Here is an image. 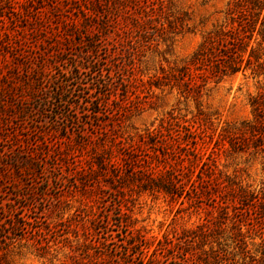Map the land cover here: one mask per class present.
<instances>
[{"label":"rangeland","instance_id":"rangeland-1","mask_svg":"<svg viewBox=\"0 0 264 264\" xmlns=\"http://www.w3.org/2000/svg\"><path fill=\"white\" fill-rule=\"evenodd\" d=\"M230 1L171 0V11L183 19L184 28L170 32L155 50L146 51L140 63L143 79L157 73L160 66L167 69L187 60L202 35L225 20ZM74 3L81 5L78 0H0V37L7 42L5 46L0 43V84L16 93L13 102H18L21 95L33 96L23 101L22 115L9 118L8 138L0 136V174L8 175L16 167L12 165L18 163L22 171L28 168L24 171H30L34 166L40 171L38 176L21 172V184L28 183L30 187L19 192L18 197L14 198L16 192L8 187L18 226L29 231L30 242L35 245L10 252L6 261L89 264L84 254L95 255L103 247L105 259H99L98 264H132L124 261L123 256L128 252L137 259L140 250L142 255L150 256V264H264L263 198L258 201L248 194L245 204L231 199L228 208L221 211L220 203L212 201L210 194L198 201L191 200L183 177L179 178L182 191H176L178 196L139 191L134 185L119 188L114 181H110L111 186L104 185L103 180L98 189L97 182H90L83 175L75 183V175L66 166L53 170L52 156L46 151L38 152L35 159L39 164L35 162L32 153L40 142L53 143L50 152L58 155L63 153L61 148L66 147V140L75 143L86 140V133H99L102 126L98 121L108 118L118 105L116 96L122 98L123 92L118 94L115 83L110 90L98 85L119 76L116 58L101 43L94 44L95 57L84 56L83 43L76 44V40L66 35L64 29L71 27L65 24H70L67 10ZM52 9L56 15H51ZM77 15L72 18L78 25ZM84 36L83 40L99 39L88 31H84ZM75 62L83 63L85 68L66 76L63 70H69ZM134 89L124 133L134 136L154 131L168 121L186 120L193 126L199 123L202 132L198 145L206 152L212 145L215 147V153L211 154L216 165L213 178L219 181L227 174L248 192L264 195V151L253 147L238 150L234 142L240 136L243 122L252 119L251 97L264 92L263 74L246 69L218 82L210 80L202 88L198 102L168 87ZM96 98L100 118L86 109V102ZM62 136L65 138L61 139ZM179 149L183 156L179 164L194 169V175L198 169L193 163L194 153L185 147ZM2 186L0 245L11 234L15 220L10 217V205L1 206L8 198ZM215 189L217 193L223 191L220 186ZM236 204L241 208L234 210ZM21 216H28L32 224L27 225ZM119 220L128 227L116 230ZM104 225L110 226L111 236H116L117 247L104 242ZM127 231L130 233L126 234ZM140 239H144L143 246L129 250L128 246Z\"/></svg>","mask_w":264,"mask_h":264},{"label":"trees","instance_id":"trees-1","mask_svg":"<svg viewBox=\"0 0 264 264\" xmlns=\"http://www.w3.org/2000/svg\"><path fill=\"white\" fill-rule=\"evenodd\" d=\"M78 1L81 2L80 7L75 3L74 6H68L70 24L68 22L65 24L71 27L64 31L72 40L77 41L76 44L83 43L85 49L81 50L82 55L95 57L97 51L94 49V44L101 43L110 56L116 58L119 76L110 77L109 83L98 82V85L110 90L114 89L115 83L117 86L115 90L118 89V94L120 91L123 92L121 93L122 98L118 99L116 96L119 100L118 105L110 112L108 118L98 121L99 126H102L99 133H86V140L82 139L83 141L75 143H68L69 140L65 139L66 147L61 148L63 153L58 155L50 152L53 143L40 142L37 144V151L32 153V157L35 159L38 152L46 151L52 156L53 170L66 166L75 175V183L79 178L81 179L79 175H83L84 178L89 177L90 182H97L98 189L101 188L100 180H103L104 185L109 183L111 186L110 181H114L118 182L119 188L134 185L139 191H162L178 196V193L182 191L179 178L183 177L185 180L182 181L188 183L186 193L191 200L198 201L210 194L213 197L212 201L220 203L221 211L228 208V201L231 199L236 200L237 204L241 202L245 204L248 194L251 199L258 201L264 199L263 194L260 196L256 192H248L230 175L224 174L223 179L219 181L218 178H213L216 165L211 159V154L215 153V147L212 145L206 152L202 146L198 145L202 132V125L199 123L193 126L186 123V120L183 122L168 121L154 131L146 130L135 134L136 137L124 133L123 130L124 121L132 111L130 104L134 99L135 87L143 86V89L147 90L152 87L160 89L168 87L176 89L184 98L191 97L198 102L202 88L210 80L218 82L225 76L246 69H250L254 74L264 75V0H231L226 7L225 20L214 25L202 35L198 47L187 60L169 65L167 69L160 66L159 71L147 80L143 79V71L140 68L146 51L155 50L160 41L167 40L170 32H179L184 28L183 19L171 11V0ZM50 13L52 16L56 15L53 9ZM76 14H79L77 16L80 19L78 25L72 18ZM83 30L90 32L93 36H99V39L83 40L82 38L85 37ZM0 43L7 45L1 37ZM87 64H89L88 61ZM83 68H85L83 63L75 62L69 70L63 71L66 76L76 75ZM10 92H12L10 89L0 84L1 138H8L9 118L22 115L24 113L23 101L33 98L30 94L21 95L19 103L13 102L16 93ZM250 104L252 119L243 122L240 136L234 142L238 150L253 147L264 151V92L252 96ZM99 106L98 98L86 102V109L93 117L102 116ZM12 138L19 141L17 136ZM63 138L65 137L62 136L61 139ZM140 144L141 147H139ZM179 147H185L194 153L196 158L193 157V163L195 166L198 165L194 175V169L187 167L188 165L179 164V161L183 160V156L178 153L181 150ZM35 162L39 164L37 159ZM80 162L84 164L80 165ZM12 166L16 167L8 175L0 174V184L3 185L2 188L8 197L5 198L6 204H1V206L10 205V217L13 218L15 210L11 207L12 199L8 195V187L11 186L14 189L16 193L13 192V197L16 198L20 195L19 192L30 187L28 183L21 184L20 176L23 174L21 172L38 176L40 171L36 169L37 166L30 171H24L29 168L22 171L19 163ZM39 168L42 169V164ZM185 169L187 172H184ZM35 180L36 177H34ZM216 186L217 188L220 186L223 191L215 192ZM237 204L233 207L234 210L241 208ZM2 210L6 211L4 208ZM119 215L121 216L122 213L120 212ZM21 217L27 225L32 224L28 216ZM13 220L11 234L0 245V264H9L5 258L10 252L27 247L29 244L35 245L30 242L29 231L18 226L16 217ZM68 220L71 222V218ZM117 223L119 228L116 230L128 227L122 220ZM104 227L106 228L104 242L115 244L117 247L116 236L109 234L110 226L104 225ZM129 233L127 231L126 234ZM140 240V242L129 245V250L143 246L144 239ZM103 243L100 242L101 245ZM101 249L96 250L95 255L88 254L89 252L84 254L89 264H98L96 262L99 259H105L106 254L103 252V247ZM90 256L93 258L90 259ZM122 259L132 264H145L144 260L146 264H150L152 261L150 256L142 255V250L137 259L128 252ZM136 260L138 262H135Z\"/></svg>","mask_w":264,"mask_h":264}]
</instances>
